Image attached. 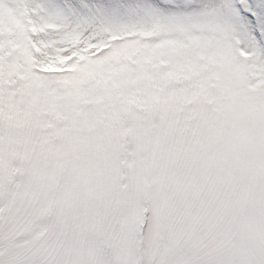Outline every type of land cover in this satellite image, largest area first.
<instances>
[{
	"label": "snow or ice",
	"instance_id": "1",
	"mask_svg": "<svg viewBox=\"0 0 264 264\" xmlns=\"http://www.w3.org/2000/svg\"><path fill=\"white\" fill-rule=\"evenodd\" d=\"M0 264H264V0H0Z\"/></svg>",
	"mask_w": 264,
	"mask_h": 264
},
{
	"label": "rangeland",
	"instance_id": "2",
	"mask_svg": "<svg viewBox=\"0 0 264 264\" xmlns=\"http://www.w3.org/2000/svg\"><path fill=\"white\" fill-rule=\"evenodd\" d=\"M104 2H107V3H119V2L132 3V2H136V0H104ZM149 2L158 3V2H160V0H149Z\"/></svg>",
	"mask_w": 264,
	"mask_h": 264
}]
</instances>
